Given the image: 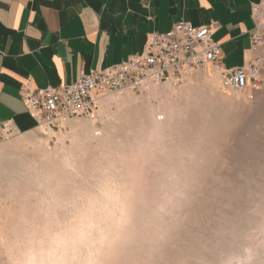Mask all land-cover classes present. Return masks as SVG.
Listing matches in <instances>:
<instances>
[{
  "label": "clouds",
  "instance_id": "9594fccd",
  "mask_svg": "<svg viewBox=\"0 0 264 264\" xmlns=\"http://www.w3.org/2000/svg\"><path fill=\"white\" fill-rule=\"evenodd\" d=\"M199 188L162 120L128 138L88 130L53 151L0 146V264H251L227 229L190 230ZM253 237L264 245V216Z\"/></svg>",
  "mask_w": 264,
  "mask_h": 264
},
{
  "label": "crops",
  "instance_id": "0c3cea01",
  "mask_svg": "<svg viewBox=\"0 0 264 264\" xmlns=\"http://www.w3.org/2000/svg\"><path fill=\"white\" fill-rule=\"evenodd\" d=\"M263 10L264 0H0V128L38 130L23 97L143 53L148 35L180 21L218 25L222 64L242 67L264 57L252 46Z\"/></svg>",
  "mask_w": 264,
  "mask_h": 264
},
{
  "label": "rangeland",
  "instance_id": "374dc122",
  "mask_svg": "<svg viewBox=\"0 0 264 264\" xmlns=\"http://www.w3.org/2000/svg\"><path fill=\"white\" fill-rule=\"evenodd\" d=\"M260 28L264 34V17ZM153 119L169 124L171 141L187 150L199 170L190 230L210 236L223 227L234 234L229 245L235 252L249 248L251 264H264V245L247 238L264 216V83L253 99L225 93L217 75L208 83L191 79L175 88L146 85L107 95L96 115L70 117L55 131L16 133L2 127L0 146L53 151L88 130L97 137L128 138Z\"/></svg>",
  "mask_w": 264,
  "mask_h": 264
},
{
  "label": "built area",
  "instance_id": "2783aa9c",
  "mask_svg": "<svg viewBox=\"0 0 264 264\" xmlns=\"http://www.w3.org/2000/svg\"><path fill=\"white\" fill-rule=\"evenodd\" d=\"M218 29V25L180 21L166 33L148 35L143 53L101 71L82 72L73 83L32 91L22 98L23 104L37 119L38 128L48 133L70 117L96 115L100 100L107 95H122L146 85L178 87L191 79L208 83L217 75L225 93L253 99L264 83V57L239 68L224 67L221 47L213 40ZM252 46L264 47L259 27L252 36Z\"/></svg>",
  "mask_w": 264,
  "mask_h": 264
},
{
  "label": "bare ground",
  "instance_id": "6f19581e",
  "mask_svg": "<svg viewBox=\"0 0 264 264\" xmlns=\"http://www.w3.org/2000/svg\"><path fill=\"white\" fill-rule=\"evenodd\" d=\"M195 80V79H194ZM164 85H167V86H169V87H172V88H175L173 85H171V84H164Z\"/></svg>",
  "mask_w": 264,
  "mask_h": 264
}]
</instances>
